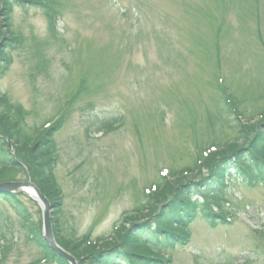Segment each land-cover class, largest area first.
Segmentation results:
<instances>
[{"label": "rangeland", "instance_id": "374dc122", "mask_svg": "<svg viewBox=\"0 0 264 264\" xmlns=\"http://www.w3.org/2000/svg\"><path fill=\"white\" fill-rule=\"evenodd\" d=\"M5 2L0 46L7 29L17 46L0 63V112L33 139L60 126L63 241L100 248L144 223L167 188L205 177L212 156L243 144L240 130L264 123V0H25L6 28ZM234 179L207 195L216 225L199 211L188 240L163 250L169 264H264V183ZM0 212V264H54L8 202Z\"/></svg>", "mask_w": 264, "mask_h": 264}, {"label": "trees", "instance_id": "16d2710c", "mask_svg": "<svg viewBox=\"0 0 264 264\" xmlns=\"http://www.w3.org/2000/svg\"><path fill=\"white\" fill-rule=\"evenodd\" d=\"M21 1L25 2L6 0L3 12L6 17L5 23L9 13ZM7 26L8 22L4 27ZM2 30L0 24V35ZM9 33L10 29H7L8 36L0 46V63L1 61L8 63L11 51L17 46V40ZM236 127L239 128V125ZM25 128L26 123L22 120L0 112V184L13 182L19 174L26 178L29 175L33 184L52 204L57 224V215L63 208V196L58 193L59 188L55 182L57 154L54 137L60 126L52 127L46 134L36 139L26 133ZM240 133L243 135L241 146L230 147L212 156L205 166L208 174L198 181L189 180L178 187L175 186L174 189L167 188L161 204L151 212L144 223L138 224L133 221L115 233L109 242L100 248L92 245L91 240L86 237L78 242L63 241L59 237L58 226L54 227L56 240L78 260L79 264H164L163 250L182 245L188 240L190 234L184 229H187L188 224L198 213L202 212L207 222L215 223L213 214L210 213L212 201L207 199V195L217 194L228 185L229 179L235 178L247 186L252 183H264V123L258 125L257 131L255 129L252 133L246 134L240 130ZM3 200L16 210L28 239L44 252L47 261L68 264L44 240L41 221H35L19 194H0V201ZM8 221L0 212V241L3 243L0 252L4 250L2 252L4 254L9 247L4 246L6 234L3 233L2 227ZM113 238L115 239L111 241Z\"/></svg>", "mask_w": 264, "mask_h": 264}, {"label": "water", "instance_id": "95a60500", "mask_svg": "<svg viewBox=\"0 0 264 264\" xmlns=\"http://www.w3.org/2000/svg\"><path fill=\"white\" fill-rule=\"evenodd\" d=\"M31 192L34 195V198L30 196L29 193ZM3 193H19L24 196L26 195L37 202L42 209V230L44 240H46L53 251L64 258L69 264H78V261L73 257V255L64 250L60 245H58L57 240H55L54 230L52 229V212L54 208L50 204L48 198L42 195L38 187L34 186V184L30 180L24 182H3L2 184H0V194Z\"/></svg>", "mask_w": 264, "mask_h": 264}, {"label": "bare ground", "instance_id": "6f19581e", "mask_svg": "<svg viewBox=\"0 0 264 264\" xmlns=\"http://www.w3.org/2000/svg\"><path fill=\"white\" fill-rule=\"evenodd\" d=\"M30 194V196L32 197V198H34V195H33V193L31 192V193H29Z\"/></svg>", "mask_w": 264, "mask_h": 264}]
</instances>
